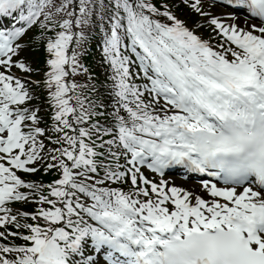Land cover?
Masks as SVG:
<instances>
[{"label":"snow or ice","instance_id":"1","mask_svg":"<svg viewBox=\"0 0 264 264\" xmlns=\"http://www.w3.org/2000/svg\"><path fill=\"white\" fill-rule=\"evenodd\" d=\"M0 228V264H264V0H0Z\"/></svg>","mask_w":264,"mask_h":264}]
</instances>
